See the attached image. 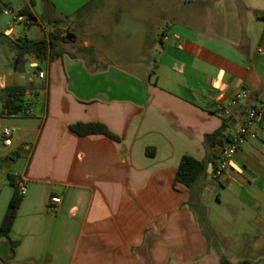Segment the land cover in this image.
Here are the masks:
<instances>
[{
	"label": "crops",
	"instance_id": "0c3cea01",
	"mask_svg": "<svg viewBox=\"0 0 264 264\" xmlns=\"http://www.w3.org/2000/svg\"><path fill=\"white\" fill-rule=\"evenodd\" d=\"M55 29L72 37L52 59L10 44ZM29 84V115H7L0 101V141L3 128L16 130L10 147L0 142V225L9 176L26 184L9 231L16 245L0 239V264L264 258V0H0V90ZM242 87L234 112L254 106L263 117L216 178L223 147L206 136ZM93 122L118 140L70 129ZM183 156L207 164L191 188L176 181Z\"/></svg>",
	"mask_w": 264,
	"mask_h": 264
},
{
	"label": "trees",
	"instance_id": "16d2710c",
	"mask_svg": "<svg viewBox=\"0 0 264 264\" xmlns=\"http://www.w3.org/2000/svg\"><path fill=\"white\" fill-rule=\"evenodd\" d=\"M22 13V12H21ZM32 18L31 16L29 19ZM58 31L53 30L47 37H43L38 40H28L26 38L10 41L11 46L15 49L17 54L22 55H34L40 62L47 59H52L53 56H58L59 53L56 50L57 41L65 42V36L58 35ZM34 90L32 84L27 86L12 85L4 87L0 90V101L2 107L7 115H17L24 109V96ZM71 131L78 135L88 134H103L112 139L118 140V137L112 134L103 124L100 123H76L70 126ZM228 124L224 120L221 128L211 135L206 136L207 142L210 146L220 145L223 147L224 141L227 139ZM212 161L214 168L216 167V156ZM207 170V164L202 161H198L189 156H183L177 168L176 181L191 188L200 176L204 175ZM11 186L14 187L13 195L9 201L8 208L4 219L0 225V239L5 238L8 240L11 249L13 250L16 243L11 242L9 238V231L12 227L13 221L17 214L19 205L21 203L23 195L19 193L18 183L14 182L13 177L9 176Z\"/></svg>",
	"mask_w": 264,
	"mask_h": 264
},
{
	"label": "built area",
	"instance_id": "2783aa9c",
	"mask_svg": "<svg viewBox=\"0 0 264 264\" xmlns=\"http://www.w3.org/2000/svg\"><path fill=\"white\" fill-rule=\"evenodd\" d=\"M4 10L7 14H12V11L4 6ZM166 39V37H164ZM39 79L45 78V72H37ZM249 94V91L242 87L235 91L233 96L230 98L226 106L218 108L220 114L226 120L228 124L227 139L224 141L222 148V155L219 159L216 167L213 170V175L219 178L230 166V160L235 155L236 151L240 148L241 144L248 138H255L256 134L253 131V125L258 123L262 117L263 113L254 106H248L241 113H235L234 109L238 107L241 100L245 99ZM22 115H29L31 113V108L29 106H24L23 111L20 112ZM14 127H5L1 132V145L4 147H10L13 142V136L15 133ZM22 149L26 152L31 151L30 144H24ZM19 193L21 195L25 194L26 184L23 180L18 182ZM60 205V198L58 196H51L47 203V207L51 213H57Z\"/></svg>",
	"mask_w": 264,
	"mask_h": 264
},
{
	"label": "rangeland",
	"instance_id": "374dc122",
	"mask_svg": "<svg viewBox=\"0 0 264 264\" xmlns=\"http://www.w3.org/2000/svg\"><path fill=\"white\" fill-rule=\"evenodd\" d=\"M10 17V16H9ZM9 17H6V18H9ZM28 77H30L31 79H33L34 81H39L38 79V76H37V72H35V70H32V69H29L28 68ZM214 211L215 213H218V210H217V207H216V203L213 200H211L210 204H209ZM197 217L200 219L201 221V224L203 226V228L206 230V231H209V229L206 227V222H205V219L204 217L202 216V213L201 212H197ZM223 245L225 247H227V245L225 243H223ZM212 253H216L217 255H222L221 253V246H220V243L219 242H214L212 243ZM220 261L221 263L223 264H251L252 262H255V264L257 263H263L264 264V258H260V259H255V258H248V259H243V260H239V259H225V258H220Z\"/></svg>",
	"mask_w": 264,
	"mask_h": 264
},
{
	"label": "water",
	"instance_id": "95a60500",
	"mask_svg": "<svg viewBox=\"0 0 264 264\" xmlns=\"http://www.w3.org/2000/svg\"><path fill=\"white\" fill-rule=\"evenodd\" d=\"M71 37H72L71 34H67V35L65 36V39H66L67 41H69V40L71 39ZM210 170L213 171L214 168H213V167H210ZM257 264H262V263H257Z\"/></svg>",
	"mask_w": 264,
	"mask_h": 264
}]
</instances>
